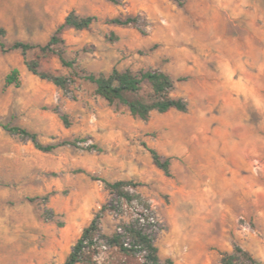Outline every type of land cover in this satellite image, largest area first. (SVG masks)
I'll return each instance as SVG.
<instances>
[{"label": "rangeland", "instance_id": "obj_1", "mask_svg": "<svg viewBox=\"0 0 264 264\" xmlns=\"http://www.w3.org/2000/svg\"><path fill=\"white\" fill-rule=\"evenodd\" d=\"M119 1L0 0L7 45L45 43L70 10L94 15L89 30L64 31L67 58L93 72L160 69L187 103L185 112L153 111L143 121L96 96L55 56L41 69L74 75L68 92L29 72L19 50H0V123L35 132L43 144L84 139L44 152L0 126V264H63L103 204L115 208L101 220L107 234L138 216L141 205L110 194L102 178L139 183L127 189L150 204L146 229L161 259L220 264L239 244L264 262V0ZM127 15L139 16L145 32L105 22ZM14 67L22 84L3 91ZM54 109L68 115V127ZM142 142L170 157V176ZM95 258L139 262L108 246Z\"/></svg>", "mask_w": 264, "mask_h": 264}, {"label": "trees", "instance_id": "obj_2", "mask_svg": "<svg viewBox=\"0 0 264 264\" xmlns=\"http://www.w3.org/2000/svg\"><path fill=\"white\" fill-rule=\"evenodd\" d=\"M114 4H119V0H108ZM178 6L183 5L182 0H173ZM97 17L94 15L81 16L70 10L49 36L45 43H30L22 40H15L7 45L4 41L6 29L0 26V50L9 52L19 50L23 58V63L27 70L41 79L47 80L59 87L65 92L70 90L75 82L72 74H57L51 71L41 69V62L51 56L58 58L63 66L73 69L76 76L89 81L94 85L96 96L103 98L109 104L124 105L133 118H139L147 121L151 112L156 111L165 113L171 109L185 112L187 110L186 101L174 96L172 91L175 87V80L166 72L157 68H139L133 70L126 67L118 69L113 67L108 73L93 72L81 68L77 64V59L67 58L65 51L64 31L67 28L74 30H89ZM105 22L119 26H133L144 33L142 29L143 22L139 16L127 15L125 17L115 16L106 19ZM108 38L113 40L116 36L111 33ZM32 51V56L28 57ZM185 77H178L176 80H184ZM22 84L20 71L17 67L12 68L3 78L2 90L6 91L8 87H19ZM145 85L147 88L145 89ZM54 112L59 114L63 124L68 127L70 121L68 115L59 113L57 109ZM0 126L13 134L20 135L23 138H29L34 147L44 152H51L59 146L79 147L80 141L84 139H64L56 143L43 144L38 140L35 132L26 128L0 123ZM149 152L151 162L164 175L170 176V157L161 155L155 148L149 147L145 142L141 143ZM88 150H101L97 144H90L85 147ZM108 192L126 203L131 204L137 201L141 205L138 216L131 221L122 223L118 230L107 234L101 229V220L107 210L115 209L112 205L103 204L94 214L90 222L82 229L80 235L72 245L70 251L65 257L63 264H96V255L102 246H108L116 249L127 257L139 258L138 264H173L169 257L161 259L158 248L153 241V237L147 232V222L149 216L145 211L150 210V204L144 200L138 193L130 192L128 187H135L139 183L133 180H115L100 179ZM48 199V195L44 200ZM33 200V199H31ZM145 210V211H144ZM43 216L49 218L46 211ZM220 264H264L262 260L254 256L249 250L239 244H234L231 251L222 253Z\"/></svg>", "mask_w": 264, "mask_h": 264}, {"label": "bare ground", "instance_id": "obj_3", "mask_svg": "<svg viewBox=\"0 0 264 264\" xmlns=\"http://www.w3.org/2000/svg\"><path fill=\"white\" fill-rule=\"evenodd\" d=\"M252 42L255 43V40H254V41L252 40ZM209 44H210V43H209ZM255 56H256V55H255ZM254 58H256V57H254ZM260 60H261V58H260ZM246 144H247V143H246ZM244 163H245V164L247 163L246 160H244Z\"/></svg>", "mask_w": 264, "mask_h": 264}]
</instances>
